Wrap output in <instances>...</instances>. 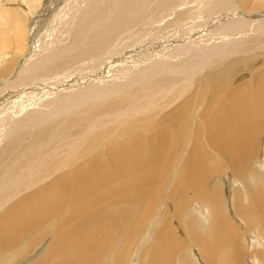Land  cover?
<instances>
[{
  "label": "bare ground",
  "instance_id": "obj_1",
  "mask_svg": "<svg viewBox=\"0 0 264 264\" xmlns=\"http://www.w3.org/2000/svg\"><path fill=\"white\" fill-rule=\"evenodd\" d=\"M12 1L0 0L16 23L0 20V197L22 191L0 211V264L26 261L47 232L33 264H128L111 230L77 252L75 240L105 208L152 198L135 264H190L166 214L194 207L211 217L193 235L203 263L246 264L251 236L221 183L264 238V0H57L59 13L48 0L34 18Z\"/></svg>",
  "mask_w": 264,
  "mask_h": 264
},
{
  "label": "rangeland",
  "instance_id": "obj_2",
  "mask_svg": "<svg viewBox=\"0 0 264 264\" xmlns=\"http://www.w3.org/2000/svg\"><path fill=\"white\" fill-rule=\"evenodd\" d=\"M45 4H48V0L47 1L46 0H27V1L26 0H18V2L17 1H12L11 4L10 5L7 4V6H8V10L11 11V12L13 10L17 11V7H19V8H21L23 10L24 14H26V15H31L32 14L33 15L32 18H34V17L37 16L36 8L37 7H41L42 8ZM48 5L50 7H52L51 9L55 10V12H57V13L60 12V9L57 8V7H59V3H58L57 0H52L51 4H48ZM6 14L7 13L4 10H2V6L0 5V20H3V22H5L4 20L6 18ZM14 24H16V23H14V20H9V21L5 22V25L3 23L2 26L4 28L8 27L7 29H8V31H10V26L12 28L16 27V25H14ZM75 74H76L75 82H78L81 78H85V75H80V74L78 75V73H75ZM25 117L26 116L24 115L23 118H25ZM31 117H32V114H31ZM73 148H75V147H73ZM105 157H107V156L105 155ZM0 168H2V170H3L2 173H4L5 172V168L3 166H0ZM35 175L38 177L39 173L38 174L36 173ZM262 175L264 176V173H262ZM31 181H32V179H31ZM222 181H223V183H221V184H222V189H223V195L227 199V205H228L227 208H228L230 216L233 219H235L236 226L239 228V232L240 233H243L244 231H247L250 234V236H251V240H250L249 244L247 246L243 247V252L246 255L245 263L246 264H264V238L260 235L259 230L256 227L255 219L252 218V217H249V221H251L254 224V226L252 227V225L251 226L246 225L245 221L241 217H239V216H237L235 214V211L233 209V192H234L235 184H232V182L229 180L228 177H225ZM257 182L258 181L256 180L255 183L257 184ZM219 184L220 183H217V180L216 181H212V185L209 187V190H212L215 186H217ZM21 191H22V184H18L16 186L12 187V189H11L9 194L2 195L0 197V199L2 201L0 203V211L4 212L12 204H14L16 202L18 196L21 194ZM152 199H154V198H152ZM152 199H150L148 201V203L150 202V204H148V205H147V201L145 199V200H141L142 202L141 201H138V202L137 201L136 202H134V201L126 202L127 203V207H126V203L122 204V205L120 203H116L114 205H111V206L105 208L104 209L105 211H103L104 213H102L101 221H99L98 223L95 222V224L92 223L91 227H90V223H89L87 225L89 228L86 226L85 232L84 231L82 232L83 234L85 233V235H87V237L85 235L83 236V234H82V236H80L81 238L79 237V238H77L75 240V246H76L75 247V252L81 250L83 248V246H85L87 244V242L90 243V240H89L88 237H91V235H93L94 232H96V231L98 232V230H100L101 231V232L99 231L100 234H102V232H103V234H105L104 230H107V232L111 230L110 231L111 232L110 235H112V234H115V235H112L113 237L110 236V239L108 240V243L111 246H113V245L117 246V247H114L116 249L111 248V250L113 249V250H117V251H119V250L123 251V249H125L126 258H125L124 262H126L128 264H135L134 260H133L134 259L133 258L134 257V253L133 252L136 251L135 247H137V249H138L139 246L142 245L141 242H139L141 245L139 244L138 246H136L137 245L136 243H137L138 236H135V235H139L141 233L140 231H142V229L145 227L144 226V225H146L145 222L147 221V219L150 216V215L146 216V214H148V213L151 214L152 212H150V211L154 210V208L156 207V205H155L156 204V198L154 199L155 200L154 202H152L153 201ZM151 206L153 208L152 209H148V208H151ZM184 210H187V211H184ZM184 210H183L184 212L182 211L183 213H181V218L182 219H180V217H179V219H178L179 222H175V220L173 219L174 216H172L173 215L172 214L173 211H171V209H169V213L166 214V219H167L166 226H170L171 223H172V225L174 224L173 226L172 225L171 226L175 227L174 230L177 229L176 231H177V233L179 235L182 233V232L180 233V231H182V229L185 228V231L183 230V235L185 236L186 242L188 244L186 243L187 246L185 245V247H184L185 249L183 248V250L179 251L180 253L178 255H180V258L181 257H183V259L185 258L184 259L185 261H187L189 259V261H187V262H189L190 264H191L192 261L194 262V263L192 262V264H204L203 260L200 258V255H199V248H198L197 244L193 241V235L194 234L199 235L200 233L206 234L208 232V229L211 226V217L208 214V210L200 209L199 207H194V208H191L190 210H189V208L188 209H184ZM198 212L200 213L201 222L200 223H195V224H193V223L190 224L189 222H190L191 218ZM112 213L114 215H112ZM108 215L110 216L112 221H110V218H108ZM129 215H130V217H129ZM132 215H134V216H132ZM103 216H105V217H103ZM131 217H133V218L135 217V218L132 219ZM127 218L129 220H127ZM144 218H146V219L143 220ZM125 220H126V222H125ZM131 220H133V222ZM103 221H104V223H102ZM127 221H128V223L131 221L132 224L129 223L130 224L129 225L127 223ZM142 221H144V222H142ZM170 221H171V223H170ZM180 222L183 223V224L179 225ZM133 223H134L135 226L133 225ZM141 223H144V224H141ZM136 224H137V226H136ZM102 225H103V228L101 227ZM140 225H143L144 227L142 226L143 227L142 228ZM177 225L179 227L182 226V229L178 228ZM132 226H133V228H132ZM189 226L191 228H189ZM105 227H107V228L105 229ZM95 228H96V230H95ZM179 229H180V231H179ZM92 230H93V232H92ZM136 232L138 234H135ZM119 233L120 234L122 233V234L120 235ZM174 233L177 236L175 231H174ZM116 234H118V236H121V237L123 236V238L118 237ZM176 236H175V238H177ZM50 237L52 238V234L50 232H47L45 234V236L42 238L41 243L38 245V247L34 248L32 253H30L28 255L26 261H24L22 263H19V264H33V263H35L42 256V254L44 253V250L48 247L49 243L51 242V238ZM114 237L117 240H115ZM85 238H87L86 241H85ZM118 240H119V242H118ZM121 240H123V242H121ZM114 241H115V244H114ZM116 241L118 243H116ZM82 244H83V246H82ZM119 244H120L121 248H120ZM123 246H125V247L122 248ZM133 250H135V251H133ZM112 252H114V251H112ZM229 252H230V250H228L226 255L223 257L224 260H225L226 256L229 254ZM110 258H111V256H110ZM110 258L107 261H105V263H103V264H118L117 261H115L113 259L111 260Z\"/></svg>",
  "mask_w": 264,
  "mask_h": 264
}]
</instances>
